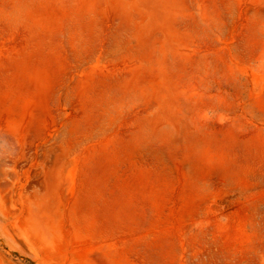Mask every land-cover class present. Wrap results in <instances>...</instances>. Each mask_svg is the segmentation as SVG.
Wrapping results in <instances>:
<instances>
[{
    "label": "rangeland",
    "instance_id": "obj_1",
    "mask_svg": "<svg viewBox=\"0 0 264 264\" xmlns=\"http://www.w3.org/2000/svg\"><path fill=\"white\" fill-rule=\"evenodd\" d=\"M0 264H264V0H0Z\"/></svg>",
    "mask_w": 264,
    "mask_h": 264
}]
</instances>
